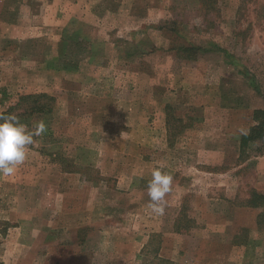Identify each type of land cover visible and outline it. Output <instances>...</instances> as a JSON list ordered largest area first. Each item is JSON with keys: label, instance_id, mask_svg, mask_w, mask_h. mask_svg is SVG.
<instances>
[{"label": "rangeland", "instance_id": "374dc122", "mask_svg": "<svg viewBox=\"0 0 264 264\" xmlns=\"http://www.w3.org/2000/svg\"><path fill=\"white\" fill-rule=\"evenodd\" d=\"M34 93L55 107L0 176V264H264V206L243 204L264 148L238 156L264 109V0H0V112Z\"/></svg>", "mask_w": 264, "mask_h": 264}, {"label": "clouds", "instance_id": "9594fccd", "mask_svg": "<svg viewBox=\"0 0 264 264\" xmlns=\"http://www.w3.org/2000/svg\"><path fill=\"white\" fill-rule=\"evenodd\" d=\"M119 110V109H118ZM0 176H13L27 159L29 146L47 131L43 119L33 122L31 129L15 114L0 115ZM124 133H121V136ZM173 177L159 168L151 171L147 184L149 202L146 208L151 214L163 216L167 206L166 196L172 191Z\"/></svg>", "mask_w": 264, "mask_h": 264}, {"label": "trees", "instance_id": "16d2710c", "mask_svg": "<svg viewBox=\"0 0 264 264\" xmlns=\"http://www.w3.org/2000/svg\"><path fill=\"white\" fill-rule=\"evenodd\" d=\"M197 48L184 47L178 48L179 54H185L184 58L190 60ZM55 107V99L45 93H34L19 95L15 103L0 112V115H8L15 113L22 123L34 116H45L53 112ZM252 125L247 132L239 137L238 140V156L243 155L249 144H258V152L261 153L264 148V109H255L251 115ZM2 122V121H0ZM244 206L251 209H260L264 206V195L254 190L250 191L244 201ZM178 221V220H177ZM176 221V223H177ZM254 225L256 231L264 234V211L256 214ZM177 229V228H176ZM179 230V228H178ZM244 230H242L243 232Z\"/></svg>", "mask_w": 264, "mask_h": 264}]
</instances>
